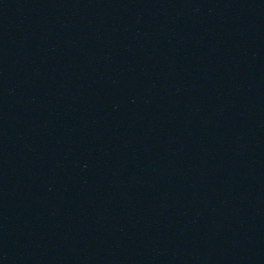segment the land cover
Returning a JSON list of instances; mask_svg holds the SVG:
<instances>
[{
  "label": "water",
  "instance_id": "95a60500",
  "mask_svg": "<svg viewBox=\"0 0 264 264\" xmlns=\"http://www.w3.org/2000/svg\"><path fill=\"white\" fill-rule=\"evenodd\" d=\"M0 264H264V0H0Z\"/></svg>",
  "mask_w": 264,
  "mask_h": 264
}]
</instances>
